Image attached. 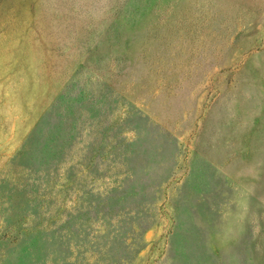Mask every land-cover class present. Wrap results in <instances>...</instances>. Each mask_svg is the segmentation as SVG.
<instances>
[{
  "label": "rangeland",
  "instance_id": "374dc122",
  "mask_svg": "<svg viewBox=\"0 0 264 264\" xmlns=\"http://www.w3.org/2000/svg\"><path fill=\"white\" fill-rule=\"evenodd\" d=\"M0 264H264V0H0Z\"/></svg>",
  "mask_w": 264,
  "mask_h": 264
}]
</instances>
